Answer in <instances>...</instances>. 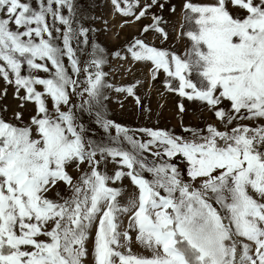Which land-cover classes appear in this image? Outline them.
<instances>
[{
    "label": "snow or ice",
    "instance_id": "obj_1",
    "mask_svg": "<svg viewBox=\"0 0 264 264\" xmlns=\"http://www.w3.org/2000/svg\"><path fill=\"white\" fill-rule=\"evenodd\" d=\"M108 2L0 0V264H264V0Z\"/></svg>",
    "mask_w": 264,
    "mask_h": 264
},
{
    "label": "rangeland",
    "instance_id": "obj_2",
    "mask_svg": "<svg viewBox=\"0 0 264 264\" xmlns=\"http://www.w3.org/2000/svg\"><path fill=\"white\" fill-rule=\"evenodd\" d=\"M86 7V15L89 17H94L92 21V26L100 29L101 31L97 33L98 41L101 42L103 45H106L109 48H116L120 44H122L126 39L130 38L132 34L137 31L138 25L128 26L124 29H120L117 27V32L114 33V24L110 21V18H117L119 23L122 22V18L118 15H114L111 11V5L108 0H82ZM167 13L165 16L167 17ZM108 21V30L104 31V24L103 21ZM147 21H141L140 23H146ZM11 93V90H9ZM176 98L174 96H169L166 99H160L158 96L153 94L151 98L152 107L154 111L161 113L160 124L164 126L167 124L171 126L175 123L173 119L174 115V102ZM6 103L11 104V95H9V100ZM163 104V109H160L157 105ZM115 118L119 121L129 123V124H136L137 121L134 116L130 115L128 112L121 113L119 108L115 109ZM191 118V114L185 116V121L187 122L188 119ZM155 120V117H154Z\"/></svg>",
    "mask_w": 264,
    "mask_h": 264
},
{
    "label": "bare ground",
    "instance_id": "obj_3",
    "mask_svg": "<svg viewBox=\"0 0 264 264\" xmlns=\"http://www.w3.org/2000/svg\"><path fill=\"white\" fill-rule=\"evenodd\" d=\"M109 20L113 22V24H114V33H116L117 32V27H119L120 23L117 21V18H110ZM132 26L134 27V25H132Z\"/></svg>",
    "mask_w": 264,
    "mask_h": 264
}]
</instances>
